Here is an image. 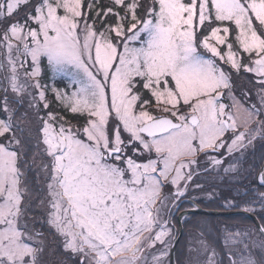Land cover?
Instances as JSON below:
<instances>
[{"label":"snow or ice","instance_id":"6c2138e0","mask_svg":"<svg viewBox=\"0 0 264 264\" xmlns=\"http://www.w3.org/2000/svg\"><path fill=\"white\" fill-rule=\"evenodd\" d=\"M221 169L259 222L190 264H264V0H0V264H165Z\"/></svg>","mask_w":264,"mask_h":264},{"label":"rangeland","instance_id":"374dc122","mask_svg":"<svg viewBox=\"0 0 264 264\" xmlns=\"http://www.w3.org/2000/svg\"><path fill=\"white\" fill-rule=\"evenodd\" d=\"M66 82H61L57 78L56 87L64 88ZM237 95L239 96L244 89H252V96L256 95V88L249 83L248 79L241 76L236 79ZM225 103L231 101L225 98ZM33 152H28V162L31 163ZM203 163V162H202ZM31 180V177H29ZM197 182L203 185L202 191H191L190 196L196 197L197 204L205 203L202 208L211 211H230L233 208L224 207L229 200L235 199L237 202L241 201V197L237 196V189L242 191L241 185L236 182V178L223 173L222 169L218 175L215 171L210 174H204L197 178ZM208 193L214 195L210 199ZM198 206L196 207V209ZM193 209V205L189 197H186L182 202L180 211H175L172 216V224L175 229V240L179 235L178 223L182 226V236L180 237L175 248V264H190L197 257L195 251L201 245V242H206L214 247L217 253L225 250V237L228 233H235L237 231H244L251 229L252 223L243 218H228V217H208L203 215L180 216L185 210ZM258 210V209H257ZM255 216V215H254ZM234 217V216H233ZM180 221V222H179ZM258 239V238H257ZM174 242V241H173ZM173 242L169 244L171 249ZM49 249L42 257L43 264H71V261L65 256L61 255L55 249L54 242L49 237ZM163 246L157 245L156 249L149 250L153 254H158ZM148 264H153L152 255L148 256ZM165 264H170V257H165Z\"/></svg>","mask_w":264,"mask_h":264},{"label":"water","instance_id":"95a60500","mask_svg":"<svg viewBox=\"0 0 264 264\" xmlns=\"http://www.w3.org/2000/svg\"><path fill=\"white\" fill-rule=\"evenodd\" d=\"M184 215H203V216H208V217H230V216H236V215H242L247 217L252 223H258L259 221L257 218L251 214V213H246L241 210H230V211H211V210H201V209H191V210H185L182 213H180V216ZM179 226V235L177 236L176 240H174L173 245L170 249V264H175V248L176 245L182 236V226L180 223H178Z\"/></svg>","mask_w":264,"mask_h":264},{"label":"trees","instance_id":"16d2710c","mask_svg":"<svg viewBox=\"0 0 264 264\" xmlns=\"http://www.w3.org/2000/svg\"><path fill=\"white\" fill-rule=\"evenodd\" d=\"M205 203H198L197 205H198V207L200 208V209H204V208H202L203 207V205H204ZM205 206V205H204ZM188 216H193V215H188ZM235 217H238V218H243L244 220L246 219V220H249L247 217H245V216H232V217H228V218H235ZM257 218V217H256ZM250 221V220H249ZM251 222V221H250Z\"/></svg>","mask_w":264,"mask_h":264},{"label":"bare ground","instance_id":"6f19581e","mask_svg":"<svg viewBox=\"0 0 264 264\" xmlns=\"http://www.w3.org/2000/svg\"><path fill=\"white\" fill-rule=\"evenodd\" d=\"M197 209H200V208L198 207ZM189 210H191V209H189ZM201 210H202V209H201Z\"/></svg>","mask_w":264,"mask_h":264}]
</instances>
